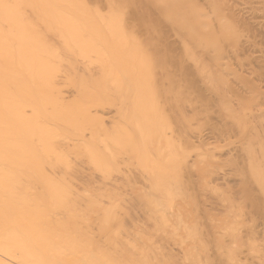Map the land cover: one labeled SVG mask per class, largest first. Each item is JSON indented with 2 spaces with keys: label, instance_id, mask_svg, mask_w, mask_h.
Wrapping results in <instances>:
<instances>
[{
  "label": "bare ground",
  "instance_id": "bare-ground-1",
  "mask_svg": "<svg viewBox=\"0 0 264 264\" xmlns=\"http://www.w3.org/2000/svg\"><path fill=\"white\" fill-rule=\"evenodd\" d=\"M0 264H264V0H0Z\"/></svg>",
  "mask_w": 264,
  "mask_h": 264
},
{
  "label": "rangeland",
  "instance_id": "rangeland-1",
  "mask_svg": "<svg viewBox=\"0 0 264 264\" xmlns=\"http://www.w3.org/2000/svg\"><path fill=\"white\" fill-rule=\"evenodd\" d=\"M195 184H197V183H195Z\"/></svg>",
  "mask_w": 264,
  "mask_h": 264
}]
</instances>
